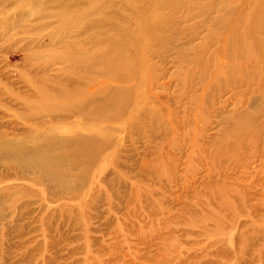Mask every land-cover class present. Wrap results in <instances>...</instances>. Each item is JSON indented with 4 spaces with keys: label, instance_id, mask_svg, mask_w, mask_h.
<instances>
[{
    "label": "rangeland",
    "instance_id": "374dc122",
    "mask_svg": "<svg viewBox=\"0 0 264 264\" xmlns=\"http://www.w3.org/2000/svg\"><path fill=\"white\" fill-rule=\"evenodd\" d=\"M17 2L0 0V14L12 13ZM204 2L194 0V7H202ZM227 2L243 13L240 31L247 38L238 45L245 46L243 53L234 48L238 57L231 79L235 86H231L229 74L219 68L228 57L217 51L216 45L226 35L208 30L209 22H203L195 8V18L179 26L177 44L183 46L189 35L194 47L212 46L205 49L207 68L202 70L204 64L199 65L193 79L187 81V94L170 77L174 71L169 63L172 52L165 54L167 62L161 63L151 58L142 43L151 37L148 21L152 17L135 21L137 31L129 36L130 41L136 40L135 47H130L139 69L135 80L152 84L144 90L150 92L152 105L161 108L154 99L161 95L165 110L175 114L161 124L160 110L152 112L157 118L154 123L141 113L135 121L145 128L134 133H129L128 127L119 130L123 129L122 120L100 124L116 131L110 133L112 147L104 150L108 160L101 164L94 161L91 167L95 171L90 173L98 172L100 182L82 177L81 170L55 168L53 171L67 174L71 183L82 177L77 189H62L50 185L37 170H24L16 164L9 168L0 161V178L5 180L1 184L16 186L13 190L0 187V202L4 201L0 207V264H264V40L257 37L264 31V0ZM213 8L210 21L219 17V5ZM18 13H24L22 8ZM18 23L17 28L22 21ZM42 29L43 34L51 32L44 24ZM250 30L257 34L251 37ZM23 31L34 37L32 42L22 40L14 31L12 40H0V133L11 138L10 133L21 136L27 128L64 132L58 123L41 128L26 123L18 117L15 105L32 90L41 94L31 84L60 90L64 81L76 85L82 75L63 60L49 67L50 57L43 52L46 47H38L46 38L37 39V26ZM55 35L62 37L58 43L70 40L64 31ZM153 63L161 67L157 80L149 78L148 66ZM194 67L192 64L189 70ZM124 72L127 75V63ZM117 79L136 84L118 75ZM213 86L223 91H207ZM137 91L127 97L129 105L123 117L135 113L134 104L142 93ZM204 94L210 98L204 99ZM172 130H176L174 134ZM37 177L36 184L29 182ZM21 187L28 191L20 192ZM14 191L20 195L15 196Z\"/></svg>",
    "mask_w": 264,
    "mask_h": 264
},
{
    "label": "bare ground",
    "instance_id": "6f19581e",
    "mask_svg": "<svg viewBox=\"0 0 264 264\" xmlns=\"http://www.w3.org/2000/svg\"><path fill=\"white\" fill-rule=\"evenodd\" d=\"M10 1L4 0V2ZM204 1L205 5L203 4L202 7H194V0H18L17 3L19 4L12 13L0 14L1 41L12 40V37L19 33L22 35V40L26 39L32 42L34 37L27 36L23 30H26L27 27L35 28L37 26V39L41 42L46 38L44 45L38 47H46L43 52L45 56L50 57V59L47 58L49 67L63 60V62L69 63L72 69L78 71L83 78L76 85H73L70 81H64L60 90L48 89L47 86L42 84H31L41 94L38 96L32 90L20 97V105H15L18 117L37 128H41L45 124L58 123V128L61 126L66 130L61 132L59 129L52 128L50 131H38L27 128L21 132V136L10 133L12 134L11 138H6L8 135L5 133H0V161L5 162L9 168H13V165L16 164L24 170H37L50 185L62 189H77L84 176H87L90 181L100 182L98 172L90 173V171H95L91 167L92 164H101L108 160L109 155L105 154L104 150L112 147L110 133L116 132L109 125L103 126L100 124L122 120L123 129L119 130H127L128 127L129 133H134L145 128L141 127L138 121H135V118L139 117L141 113L154 123L157 118H154L156 116L152 112L160 110L158 111L160 117L158 123L161 122V124L167 119L171 121V116L175 114L173 110L171 112L165 110L164 103L161 102V95L154 97L161 108L152 105L153 103L148 98L150 92L144 91L152 84L150 85L145 80V82L143 81L144 85H142L141 79L135 80L134 76H136L139 69L135 66L130 47H135L136 40L134 42L130 41L129 36L137 31L135 27L136 20L146 16L152 17L148 21L152 26L151 37L147 38L146 41L143 40L142 43L145 42V48L149 49L147 53L151 58H158L161 63L166 61L165 54L172 52L169 55L171 57L169 63L174 66V71L170 77L176 80L182 93L187 94L190 91L187 81L193 79L194 69L198 68L199 65L204 64L200 66L203 68L202 70L207 68L205 49L212 46L211 43L206 46L207 43L201 47H194L191 39L193 37L189 35L185 37L186 41H183V46L177 44V35L181 30L179 26L194 19L193 11L198 10L203 22H209L208 30L216 29L217 32L213 31V33L226 35L221 44L216 46L217 51H221L222 55L228 57L224 65L219 66V68L225 70V73L229 74L231 79L233 75L232 67L237 63L238 57L234 54V48L237 46V49H240L242 53L246 49L244 45L238 46L241 39H247L240 31V20L243 13L241 14L239 10L236 11L235 8H231V5L228 6L227 1L229 0H222L220 4V0ZM217 5H219V8L220 5L222 6L219 9L220 12H218L219 17H215L214 21H210V14L214 11L213 7ZM205 7L208 9L204 10ZM21 8L24 13L20 15L18 9ZM177 14H180V16H177ZM181 17L182 22L181 19H177ZM231 18L234 19L233 22H230ZM18 20L22 21V25L17 28ZM43 24L51 32L43 34ZM261 28L262 26L259 29L261 30ZM259 29H257L258 32ZM13 31L15 35L12 34ZM58 31H64L70 40L58 43L62 38L55 35ZM261 33L264 36L263 30H261ZM53 34L55 39L51 40ZM249 34L252 37L257 33L250 30ZM262 34L261 36L257 35L261 42L264 40ZM152 48H157L160 51H154ZM61 49L62 51L59 52ZM154 52H158V54ZM252 53L254 54L253 51ZM37 56H40V54ZM126 63L127 75L124 72ZM153 64L154 66L151 64L148 66L150 70L149 78L157 80L162 75L158 72L161 67H157L155 63ZM192 64L195 67L189 70V66H192ZM74 66H77V69ZM119 72L122 74H119ZM117 75L127 83L135 80L136 84L118 82L116 81L119 80ZM231 80H233L230 81L231 86L237 85L235 79ZM242 82L243 80H241ZM238 85L240 86V84ZM244 86H247V84ZM135 91L138 93L142 91L139 96L140 100L134 104L136 107L133 106L134 111H136L131 118L123 117L127 110V97L135 96ZM207 91L223 90L222 88L215 89L213 86ZM208 97L204 94V99ZM196 99L200 98L196 97ZM188 104L192 105L191 102H188ZM40 111H43L42 115L39 114ZM175 125H177V121ZM202 129H204V126ZM154 131L152 129L151 133ZM175 131L172 130V133L174 134ZM101 143H103L102 152L99 151L102 146ZM165 143L167 144V142ZM68 158H74L75 160L72 162ZM77 161H82V164H77ZM83 161H87V163H83ZM94 161L95 163H93ZM55 168L65 169L66 171L71 169L81 170L84 175L82 174L83 176L77 179L75 185V183L70 182L67 174L53 171ZM2 181H5L4 178H0V187L9 190L15 189L16 186L14 185H2ZM38 181V177L29 180L30 183L34 184ZM19 189L21 192L26 190V187ZM14 195L18 196L20 193L14 191ZM9 196L12 195L9 194ZM3 204L4 201L0 202V207Z\"/></svg>",
    "mask_w": 264,
    "mask_h": 264
}]
</instances>
